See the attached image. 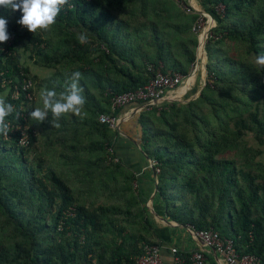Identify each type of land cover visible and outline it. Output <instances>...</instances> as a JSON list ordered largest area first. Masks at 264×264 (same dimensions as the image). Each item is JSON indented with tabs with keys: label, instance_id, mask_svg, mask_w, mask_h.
Segmentation results:
<instances>
[{
	"label": "trees",
	"instance_id": "obj_1",
	"mask_svg": "<svg viewBox=\"0 0 264 264\" xmlns=\"http://www.w3.org/2000/svg\"><path fill=\"white\" fill-rule=\"evenodd\" d=\"M198 4L216 24L204 46L205 86L186 104L149 106L136 117L140 145L158 170L153 204L168 221L213 230L264 264V162L257 160L264 66L256 64L264 0ZM21 15L0 9L10 36L0 43V96L14 109L6 123L26 126L29 139L20 146V131L0 134V264H135L160 239L136 177L114 152L117 130L99 116L117 117L123 108L112 111V97L144 88L157 71L187 78L201 15L185 0H68L56 23L35 33L16 22ZM85 30L88 42L80 43ZM23 55L48 74L29 70ZM75 71L86 99L81 115L33 120L42 92L59 96ZM24 79L33 84L32 102ZM20 107L26 120L16 117Z\"/></svg>",
	"mask_w": 264,
	"mask_h": 264
},
{
	"label": "crops",
	"instance_id": "obj_2",
	"mask_svg": "<svg viewBox=\"0 0 264 264\" xmlns=\"http://www.w3.org/2000/svg\"><path fill=\"white\" fill-rule=\"evenodd\" d=\"M208 19L209 20L207 23V27L209 28L215 24V21L212 17H209ZM210 24L212 25L210 26ZM206 28L204 29V31H206ZM199 59L200 63H198L194 68V73L185 80L180 88H178L174 92L169 93L167 96L168 99L184 100L183 96L185 92H187L186 94L189 97L197 94L199 90L195 87L198 76L199 79H201L200 85H202L206 79V76L204 79V56H202V53H200V51ZM191 92L192 94L189 95ZM140 106L130 105L124 108L122 112L119 113L118 124L121 121L119 124V130L122 133L120 134L117 131L118 138L116 139L114 152L116 154V157L120 159L126 166V168L136 177V183L138 184L140 195L143 199H147L146 202H148L154 191L155 169L153 165V168L151 167L150 161L144 156V150L142 149L139 141V126L137 124L136 117L139 114L138 111ZM153 202L154 198L152 204H150V207H152L153 211L159 217L156 218V216H154L150 211L149 212L152 215V219L155 223L156 230L159 235L160 240L158 246L160 247V257L164 264H173L171 254L172 248H176L179 253L183 255V257H185V255L187 254H191L192 252L202 250L205 252V254H207L208 258L211 262H213V264H224L220 259H218V257L214 256L211 249L205 248L202 245L191 228L168 221L165 217V213L162 207L154 205Z\"/></svg>",
	"mask_w": 264,
	"mask_h": 264
},
{
	"label": "built area",
	"instance_id": "obj_3",
	"mask_svg": "<svg viewBox=\"0 0 264 264\" xmlns=\"http://www.w3.org/2000/svg\"><path fill=\"white\" fill-rule=\"evenodd\" d=\"M200 28L197 24L194 31H198ZM3 51V50H2ZM7 53V51H4ZM194 68V66H193ZM193 70V69H192ZM192 72V71H191ZM190 77V75L188 76ZM178 74L166 75L160 71L155 73V76L149 81V83L142 89L137 91L126 92L120 95H115L111 99V110L124 109L130 105L136 103L151 104L153 101L161 100L163 97H167L169 93L176 91L180 88L186 79ZM22 91L26 92L24 95L25 100L32 102L34 97L32 93L27 91L32 88V82L30 80H23ZM20 92L18 87H14L13 99H18ZM16 117L26 120V113L24 107H20ZM99 121L109 126V128L115 130L119 118L112 115H100ZM8 124V134L4 136V139H9L10 134L20 131V137L18 144L20 146H26L29 143L27 127L19 125ZM109 153H113L109 148ZM114 162L118 159L114 158ZM152 165L155 163L152 161ZM158 173V170H155ZM195 236L199 239L205 248L211 249L214 256L218 257L224 264H260V261L254 255H239L236 253L233 241L228 238H221L213 230L194 232ZM173 264H213L210 261L207 254L204 251L198 250L192 252L187 258L183 257L176 248L171 249ZM135 264H164L160 257V247L158 245H150L144 247V254L136 258Z\"/></svg>",
	"mask_w": 264,
	"mask_h": 264
},
{
	"label": "clouds",
	"instance_id": "obj_4",
	"mask_svg": "<svg viewBox=\"0 0 264 264\" xmlns=\"http://www.w3.org/2000/svg\"><path fill=\"white\" fill-rule=\"evenodd\" d=\"M68 0H0V9L4 11L22 13L20 19L16 22L26 28L29 32L35 33L38 30H48L50 26L56 23L62 6L66 5ZM8 19L0 16V43L9 40ZM79 42L87 43V30L79 34ZM256 64L264 66V55L256 58ZM82 74L79 71L71 73V82L68 84L65 92L57 95L55 90L45 89L42 92V105L29 113V116L37 121L43 122L49 112L58 120L63 114L73 113L81 115V110L86 103L83 88L79 81ZM13 106L6 102L5 98L0 96V134H8V124L6 117L13 113ZM59 126L58 124L56 125Z\"/></svg>",
	"mask_w": 264,
	"mask_h": 264
},
{
	"label": "water",
	"instance_id": "obj_5",
	"mask_svg": "<svg viewBox=\"0 0 264 264\" xmlns=\"http://www.w3.org/2000/svg\"><path fill=\"white\" fill-rule=\"evenodd\" d=\"M188 3H189V5H190V7L192 8V10L195 11L196 13H199V14H201V15L203 14V15L207 16L208 18L211 17L209 14H207L205 11H203V10L201 9L200 6H199V7H200L199 9H196V8H194V7L190 4L189 0H188ZM215 25H216V24H215ZM215 25H214V26H211L210 28L206 29V31H204V33H203V40H201L200 37L198 38V45H197V49H196V60H195V66H194V67H196L197 64L200 63V59H199V51H200V50H202V52H203V53L205 54V56H206V53H205V50H204L205 42H206V39L208 38V35H209L210 30H211L213 27H215ZM201 35H202V34H201ZM201 35H200V36H201ZM205 58H206V57H205ZM204 69H205V74H206L205 60H204ZM193 73H194V69L192 70L191 74H193ZM191 74H190V75H191ZM206 75H207V74H206ZM206 75H205V76H206ZM205 83H206V79H205V82L203 83V86L200 88L198 94L195 95L194 98H189V99H186V100H181V99H168L167 97H163V98H161V100L153 101L151 104H142V105L139 107V111H138V112H140L143 108H146V107H149V106L160 105V104L165 103V102H167V103H168V102H179V103H181V104H186L187 102L192 101V100H194L195 98L198 97V95H199L201 89L205 86ZM120 122H121V121H120ZM120 122H119V124H120ZM119 124H118V126L116 127L115 130H117V131L121 134L122 132L119 130ZM133 142H134V141H133ZM134 143H135V142H134ZM142 152H143V151H142ZM143 154H144V156L150 161V163H151V167L153 168V166H152V160H151V159L149 158V156H148L147 154H145L144 152H143ZM157 184H158L157 175H156V172L154 171V191H153V193H152V196H151V197L149 198V200H148L149 203L146 202V205H147L148 210H149L154 216H156V218H158L159 216L153 211L152 207H150V204H152L153 198H154V196H155V194H156V192H157V190H158ZM164 222H165V221H164ZM165 223H166V222H165Z\"/></svg>",
	"mask_w": 264,
	"mask_h": 264
},
{
	"label": "rangeland",
	"instance_id": "obj_6",
	"mask_svg": "<svg viewBox=\"0 0 264 264\" xmlns=\"http://www.w3.org/2000/svg\"><path fill=\"white\" fill-rule=\"evenodd\" d=\"M186 2H187V4L189 5V3H188V0H185ZM191 1V2H190ZM189 2H190V4L194 7V8H196V9H199L200 7H199V4H198V0H189ZM181 5H182V3H181ZM190 6V5H189ZM191 8V7H190ZM220 10V9H219ZM201 15V14H200ZM208 17L207 16H205V15H201V18H200V20L198 21V24H199V26H200V28H199V34H198V38L200 37V35L202 34V32L204 31V29L207 27V23H208ZM215 25V24H214ZM213 25V26H214ZM210 26H211V24H210ZM210 28V27H209ZM206 29H208V27L206 28ZM200 53H202V51H200ZM22 56V55H21ZM202 56H203V54H202ZM206 57V56H205ZM205 57H204V60H205V62H206V59H205ZM23 60H24V62H23V65L25 66H27L28 68H29V70H31L33 73H37V75L39 76V77H44V76H46L47 74H48V72H47V70H40V69H38V68H36V67H34L33 65H32V63L30 62V61H26V60H28L27 59V55H23ZM194 66H195V64H194ZM195 68V67H194ZM193 68V69H194ZM191 74V73H190ZM204 79H205V72H204ZM200 80L201 79H199V76H198V79H197V83H196V87L195 88H198V90H200V88L203 86V84L202 85H200ZM205 82V81H204ZM199 92V91H198ZM198 92H197V94H198ZM187 92H185L184 93V96H183V98H184V100L185 99H189L190 97L186 94ZM192 94V92L189 94V95H191ZM196 94V95H197ZM186 97V98H185ZM189 97V98H188ZM195 97V95L194 96H192L191 98H194ZM247 139H248V141L250 142V144L249 145H252V142H253V140H252V136L251 135H248L247 136ZM253 144H255V142L253 143ZM225 157H228V158H231V157H233V154L232 153H228V155L227 156H225ZM237 161V163H240V162H242L241 160H239V158H237L236 159ZM257 160H261V161H263L264 162V153L261 155V156H258V158H257Z\"/></svg>",
	"mask_w": 264,
	"mask_h": 264
},
{
	"label": "bare ground",
	"instance_id": "obj_7",
	"mask_svg": "<svg viewBox=\"0 0 264 264\" xmlns=\"http://www.w3.org/2000/svg\"><path fill=\"white\" fill-rule=\"evenodd\" d=\"M191 2V1H190ZM212 25V24H211ZM203 33H204V31L202 32V35L200 36V38H201V40H203ZM200 51H202V50H200ZM202 54H203V56L205 57V54L202 52ZM118 126V125H117Z\"/></svg>",
	"mask_w": 264,
	"mask_h": 264
}]
</instances>
